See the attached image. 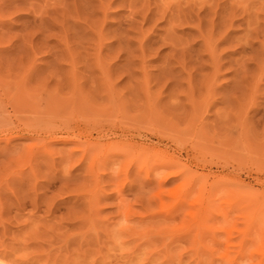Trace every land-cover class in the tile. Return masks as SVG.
<instances>
[{
	"label": "rangeland",
	"instance_id": "1",
	"mask_svg": "<svg viewBox=\"0 0 264 264\" xmlns=\"http://www.w3.org/2000/svg\"><path fill=\"white\" fill-rule=\"evenodd\" d=\"M0 258L264 264V0H0Z\"/></svg>",
	"mask_w": 264,
	"mask_h": 264
},
{
	"label": "bare ground",
	"instance_id": "2",
	"mask_svg": "<svg viewBox=\"0 0 264 264\" xmlns=\"http://www.w3.org/2000/svg\"><path fill=\"white\" fill-rule=\"evenodd\" d=\"M34 131H36V129H34ZM50 131V130H49ZM54 139V138H53ZM78 142H80V141H78ZM96 142V141H95ZM98 142V141H97ZM98 144V143H97ZM94 146H97L98 147V145H94ZM169 155V154H168ZM173 155H169L168 156V158L166 159V161L164 162V165L165 166H169V168L170 167H172V166H175V165H177V163H178V160L177 159H174V156L172 157ZM163 163V162H162ZM161 163V164H162ZM180 165L181 164H178L177 166L178 167H180ZM177 167V168H178ZM183 173V169H181V168H179L178 170H176V171H173V172H171V173H169V174H167L165 177H164V179H170V178H177L178 176H180L181 174ZM1 259V258H0ZM9 261V260H8ZM15 262V261H14ZM0 264H2V263H0ZM3 264H7V263H3ZM11 264V263H10ZM14 264V263H13Z\"/></svg>",
	"mask_w": 264,
	"mask_h": 264
}]
</instances>
